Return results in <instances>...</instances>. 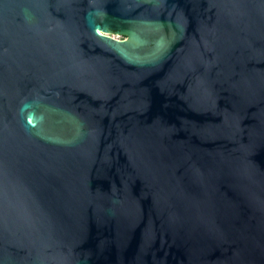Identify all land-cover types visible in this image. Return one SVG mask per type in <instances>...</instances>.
<instances>
[{
    "label": "water",
    "instance_id": "obj_1",
    "mask_svg": "<svg viewBox=\"0 0 264 264\" xmlns=\"http://www.w3.org/2000/svg\"><path fill=\"white\" fill-rule=\"evenodd\" d=\"M0 264H264V0H0Z\"/></svg>",
    "mask_w": 264,
    "mask_h": 264
},
{
    "label": "rangeland",
    "instance_id": "obj_2",
    "mask_svg": "<svg viewBox=\"0 0 264 264\" xmlns=\"http://www.w3.org/2000/svg\"><path fill=\"white\" fill-rule=\"evenodd\" d=\"M109 34H110L111 36H114V37L119 38V39H125V38H126V36H124V35H120V34H118V33H114V32H110Z\"/></svg>",
    "mask_w": 264,
    "mask_h": 264
}]
</instances>
